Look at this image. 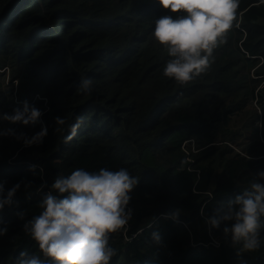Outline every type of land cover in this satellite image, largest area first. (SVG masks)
<instances>
[{
    "label": "trees",
    "instance_id": "trees-1",
    "mask_svg": "<svg viewBox=\"0 0 264 264\" xmlns=\"http://www.w3.org/2000/svg\"><path fill=\"white\" fill-rule=\"evenodd\" d=\"M252 3L256 5L248 9L244 19V27L248 31L246 41L240 43L242 34H236L235 31L231 36L227 34L225 42L213 50L214 60L209 69L181 85L162 75L164 64L170 57L153 38L130 58L114 65L102 66L100 63V59L110 61L114 54H108L105 50H119L126 45L132 33L142 34L145 30L152 36L154 20L166 14L175 16V13L166 10L162 15L141 20L133 26L123 28L122 25L98 31L99 24L109 25L105 18L120 17L132 5V0H0V46H6L5 54L0 55V67L3 66L4 56H23L29 46H40L26 63L14 57L13 68L15 75L22 79L24 73L18 66H23L26 78L35 67V75L31 77L36 92L31 93L34 95L46 92L51 105L50 110L42 115V121L40 120L47 127V135L41 144L24 146L21 140L8 135L0 146V182L4 183L5 189L16 183L20 184L13 198L14 203L0 210V227L5 226L6 220L12 219L11 223H6L7 233L0 237V253L11 250V259L17 263L21 251L39 254L35 241L24 233L22 225L39 213L37 202L57 175H67L75 168L94 171L101 167H124L138 177H157L150 184L151 188L162 185V178L151 170L159 169L170 176L173 173L181 175L182 178L178 177L172 183L177 190L175 196L154 195L144 206L134 202L135 212L143 218L146 214L155 215L159 211L179 209L177 217L187 223L192 239L202 240L208 246L202 252H197L193 259H186L180 251L187 248L191 241L188 229L181 224L161 220L153 230L140 237L137 245H141V250L137 251L136 245L127 255L125 251L123 253L121 237L111 233L109 243L117 252L109 264L117 259L143 261L154 253L161 258L162 264H239L241 258L247 264H264V245L238 257L229 238L220 229L207 232L208 226L200 215L202 203L209 198L208 194H211V201L204 204V216L211 214L214 207L224 200L233 199L246 188L256 178L257 170L264 169V158L248 159L244 155L234 154L230 156L232 150L227 145H212L195 156L194 168L201 170L198 175L196 172L182 170L187 163L181 150L182 142L190 137L212 141L219 136L231 138L230 135H235L230 122L225 123L226 112L223 113L220 104L229 100L231 94L234 95V101L242 89L245 94L252 92L249 84L243 85L244 80L249 78L242 72L252 69L256 60L247 58L243 50L251 55L264 56V2L239 0L235 14ZM14 5L18 13L10 15V21H7L5 13ZM59 10H64L68 20H72L74 14L82 25L70 23L65 30L66 24L53 20L58 31L52 37L54 45L50 46L51 31L48 32V37L36 40V30L50 28L42 27L40 23L48 24ZM89 16L97 20L98 24H89ZM66 31L76 33L77 36V40L68 47L72 52L70 57L81 46L84 47L82 57L74 61L73 67L81 69L85 76L92 79L90 96L78 91L79 81L69 79L70 67L66 64L48 71L39 67L49 51L61 44L57 40L59 37L62 39ZM66 52L67 50L57 52L60 62L64 60L61 54ZM57 71L61 72L58 76ZM260 72H264V66L260 68ZM91 98L97 107L77 128L76 131L81 130V136L73 139L71 144H63L70 129H61L68 123H75V105ZM32 105L44 109V102L41 100H36ZM57 116L64 118L63 125L55 123L54 118ZM157 116L159 118L154 121ZM40 127L41 123H12L11 129L31 136ZM248 151L261 155L264 153V146L255 142ZM12 157H15L20 166L7 173L8 167L5 164ZM30 165L36 167L30 169ZM197 178L200 194H193L188 179ZM41 184H44V188L38 192L37 188ZM179 199L188 203L180 208ZM19 211H23V219L16 215ZM153 231L159 233V243L150 237ZM143 236L145 238L142 239ZM211 239H217L220 244H214ZM0 264H4L2 259Z\"/></svg>",
    "mask_w": 264,
    "mask_h": 264
},
{
    "label": "clouds",
    "instance_id": "clouds-1",
    "mask_svg": "<svg viewBox=\"0 0 264 264\" xmlns=\"http://www.w3.org/2000/svg\"><path fill=\"white\" fill-rule=\"evenodd\" d=\"M238 4L239 0H132V5L127 7L120 17L105 18L109 21V25L99 24L98 31L122 25H124L123 28L128 25L133 26L141 20L162 15L166 10L176 15L166 14L156 18L152 36L145 30L142 34L132 33L126 45L120 47L119 50H105L108 54L112 52L114 54L110 61L100 59V63L102 66L114 65L130 58L135 53H139L141 48L153 38L170 57L164 64L162 75L183 85L209 69L214 60L213 50L225 42L227 34L231 36L235 31L236 34H242L240 43L246 41L248 31L244 27L245 13L256 4L252 3L245 10L241 9L235 14ZM17 10L14 5L9 12L5 13V19L10 21V15L18 13ZM72 17V20H68L64 15V10H59L48 24L40 23L42 27L50 28L36 30L34 38L42 40L48 37V32L51 31L49 41L50 46H53L52 37L58 34L53 20L66 24L65 30L70 23L82 25L74 14ZM119 18L121 19L118 20ZM88 20L89 24H98L97 20H93L90 16ZM76 40V33L66 31L62 39L59 37L57 40L61 41V44H57L49 51L39 67L41 70L48 71L54 70L60 64H66L70 67L69 79L79 81L78 91L90 96L93 89L92 79L85 76L81 69L73 67L74 61L82 57L81 52L84 47L81 46L82 50L79 49L76 54L69 56L72 52L68 47ZM39 49L40 46H29L23 56L9 54L3 57V66L0 67V146L3 145L8 135H13L15 139L21 140L23 145L28 147L41 144L47 135V127L41 121L42 115L51 108L48 94L44 92V94L22 95L20 91V83L28 88L34 87L31 76L35 75V67L30 70V76L26 78L23 66L17 65L24 73L22 79L15 75L13 68L15 58L26 63ZM60 50H67L66 53L61 54L64 58L62 62L57 55ZM5 52L6 46L1 45L0 55ZM243 52L247 54V58L256 60V65L252 69L242 72L246 73L250 79L244 80L243 85L251 86V94H245L243 89L239 92V94L244 93L245 96H249L250 104H253L251 107L257 111L253 117L249 135L244 137L243 132L238 133L234 128L235 135H230L231 138L224 135L212 141L198 137L185 139L181 144V150L185 156L184 161L187 163L182 168L183 171L188 170L199 175L201 170L194 168L195 156L212 145H227L231 148L232 154L244 155L248 159L251 157L264 158V153L258 155L255 151H248L255 142L264 146V107L259 110L255 106L259 100L257 93L264 92V72H260V68L264 66V56L251 55L245 50ZM56 74L58 76L61 72L57 71ZM91 75L94 76V74ZM36 100L44 102L43 110L32 105ZM96 107L97 104L92 98L75 105V113H77L75 123H68L61 129H70L69 134L64 137L63 144H71L73 139L81 136L82 132L81 130L76 131L77 128ZM226 115H228L227 112ZM158 118V116L154 118V121ZM54 121L58 125L65 123L61 116L55 117ZM12 123L23 125L41 123V127L28 136L24 132L17 133L11 129ZM5 165L8 167L7 173L20 166L15 161V157L9 158ZM29 167L34 169L36 166L30 165ZM151 171L162 178L160 187H150L157 177L152 179L146 176L138 177L136 173L124 167L118 169L101 167L94 171L75 168L67 175H57L37 202L39 213L27 219L22 225L24 233L35 241L39 254L21 251L17 263L11 259V250H8L0 253V259L4 261V264H109L117 252L109 243L111 233L121 237L123 253L125 251L127 255L137 245L140 237L145 232L153 230L161 220H169L188 229L191 241L188 247L180 252L186 259H193V256L197 252H202L208 244L202 240L192 239L187 223L177 217L179 209L159 211L155 215L146 214L143 218L135 212V203L144 206L154 195L175 196L177 193L172 183L176 178H182L181 175L173 173L170 176L169 173L159 169ZM255 177L233 199L224 200L212 209L211 214L204 216V204L206 201H211V194H208L209 198L202 203L203 208L200 211V215L208 226L207 232L220 229L222 234L229 238L238 257H241L243 253L254 252L264 245V169L257 170ZM198 181L199 178L188 179L193 194H200ZM19 187L20 184L16 183L5 189L4 183L0 182V210L14 203L13 198ZM43 188L44 184H41L37 191ZM178 201L180 208L188 203L182 199ZM16 215L21 219L24 217L23 211L17 212ZM11 221V218L6 220L5 226L0 227V237L7 233L6 223H11ZM150 237L157 243L160 242V235L157 231H153ZM211 240L216 245L220 244L217 239ZM138 245L136 249L140 251L141 245ZM110 264H162V261L158 254L154 253L143 261L117 259ZM239 264H247V261L241 258Z\"/></svg>",
    "mask_w": 264,
    "mask_h": 264
},
{
    "label": "rangeland",
    "instance_id": "rangeland-1",
    "mask_svg": "<svg viewBox=\"0 0 264 264\" xmlns=\"http://www.w3.org/2000/svg\"><path fill=\"white\" fill-rule=\"evenodd\" d=\"M20 91L22 95L23 94L28 95L33 91L36 92L35 89L28 88L25 84H21V83H20ZM257 95L259 97V100L257 105H255V103L254 105L259 110H261L264 107V92L257 93ZM233 96L234 95L231 96L228 102L226 101H224L223 103L221 102L220 104L222 105L221 110L223 111V113L225 112L228 113V115H226L225 117V123L228 124L230 122L231 129L234 130V128H236L238 133L243 132L245 137L249 135L251 124L253 122V117H255L257 111L251 107L253 104H250V99L248 98L249 96H245L244 93H240L235 98V100L232 101ZM169 155L172 156L171 153ZM230 156H233V154H231Z\"/></svg>",
    "mask_w": 264,
    "mask_h": 264
}]
</instances>
